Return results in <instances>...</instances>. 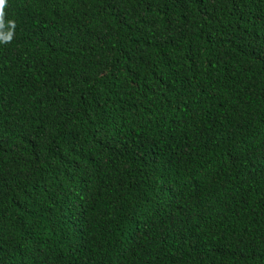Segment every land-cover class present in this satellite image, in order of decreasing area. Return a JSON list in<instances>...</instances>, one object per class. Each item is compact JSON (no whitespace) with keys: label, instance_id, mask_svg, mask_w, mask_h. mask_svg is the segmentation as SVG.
<instances>
[{"label":"trees","instance_id":"obj_1","mask_svg":"<svg viewBox=\"0 0 264 264\" xmlns=\"http://www.w3.org/2000/svg\"><path fill=\"white\" fill-rule=\"evenodd\" d=\"M3 12L0 264H264V0Z\"/></svg>","mask_w":264,"mask_h":264},{"label":"clouds","instance_id":"obj_2","mask_svg":"<svg viewBox=\"0 0 264 264\" xmlns=\"http://www.w3.org/2000/svg\"><path fill=\"white\" fill-rule=\"evenodd\" d=\"M6 4V0H0V30L3 29L4 24H3V16H4V12L3 9L5 7ZM11 23V22H9ZM8 37H5V39H7Z\"/></svg>","mask_w":264,"mask_h":264}]
</instances>
